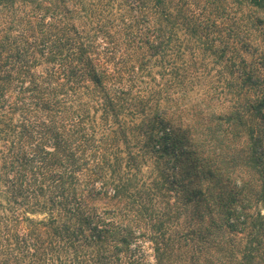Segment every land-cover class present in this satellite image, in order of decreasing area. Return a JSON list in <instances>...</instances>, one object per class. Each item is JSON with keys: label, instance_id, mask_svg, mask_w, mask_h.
<instances>
[{"label": "trees", "instance_id": "1", "mask_svg": "<svg viewBox=\"0 0 264 264\" xmlns=\"http://www.w3.org/2000/svg\"><path fill=\"white\" fill-rule=\"evenodd\" d=\"M264 264V0H0V264Z\"/></svg>", "mask_w": 264, "mask_h": 264}, {"label": "rangeland", "instance_id": "2", "mask_svg": "<svg viewBox=\"0 0 264 264\" xmlns=\"http://www.w3.org/2000/svg\"><path fill=\"white\" fill-rule=\"evenodd\" d=\"M136 255H139L141 258V264H152V249L150 247L149 242H141L136 250Z\"/></svg>", "mask_w": 264, "mask_h": 264}]
</instances>
